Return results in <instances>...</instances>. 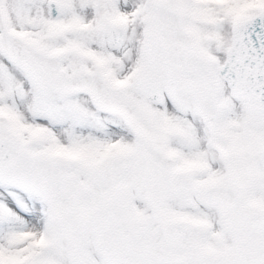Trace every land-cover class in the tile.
Here are the masks:
<instances>
[{"label":"snow or ice","instance_id":"obj_1","mask_svg":"<svg viewBox=\"0 0 264 264\" xmlns=\"http://www.w3.org/2000/svg\"><path fill=\"white\" fill-rule=\"evenodd\" d=\"M0 264H264V0H0Z\"/></svg>","mask_w":264,"mask_h":264}]
</instances>
